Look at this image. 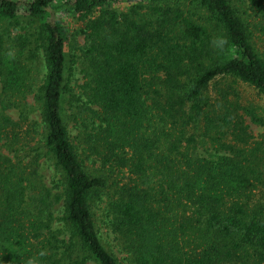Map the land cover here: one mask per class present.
Masks as SVG:
<instances>
[{
  "label": "trees",
  "instance_id": "obj_1",
  "mask_svg": "<svg viewBox=\"0 0 264 264\" xmlns=\"http://www.w3.org/2000/svg\"><path fill=\"white\" fill-rule=\"evenodd\" d=\"M63 15L83 23L78 95ZM241 82L264 97V0H0V264H264V133L245 117L264 118ZM30 95L52 185L40 148L16 149ZM83 155L130 175L107 208L121 259L93 213L108 179Z\"/></svg>",
  "mask_w": 264,
  "mask_h": 264
},
{
  "label": "rangeland",
  "instance_id": "obj_2",
  "mask_svg": "<svg viewBox=\"0 0 264 264\" xmlns=\"http://www.w3.org/2000/svg\"><path fill=\"white\" fill-rule=\"evenodd\" d=\"M129 4L121 3L114 5L115 9L120 12H125L129 8ZM248 19V18H247ZM252 19H250L251 22ZM63 22L67 28L68 42L66 44L67 53V65H66V76L69 77L70 86L75 94H80L82 92L80 86L84 83L82 74V49L85 46V38L80 30L83 27L81 20L77 18L76 15H63ZM252 23V22H251ZM252 29H254L252 27ZM256 35V45L259 47L260 42L258 39V33ZM38 69L35 73V83L34 88H37L44 74V65L42 61L37 66ZM240 99L243 105L251 106L256 109V112L264 118V97L259 94L252 86L246 83H239ZM29 107L27 109V118L21 121V134L20 142L17 144V148H20L24 142L29 143V147L26 146V151L31 148H38L41 152V156L38 159L37 166L41 180L52 185V182H57L59 180V172L54 167L53 163L44 157L42 153V128L40 125H36L35 122L40 123L39 109L36 103L33 101V95L28 98ZM67 102V101H66ZM64 111L67 115L66 120L68 124V129L73 141H75V136L78 134V130L75 126V122L71 119L73 114V108L70 104L64 105ZM8 113L15 119L19 120V114L16 110L8 111ZM246 118V124L249 126L250 133L254 136L255 140H261V135L264 133L263 128L252 123L249 117ZM23 151L20 153L22 154ZM203 153H207V150H202ZM5 153L7 151L5 150ZM34 153V152H33ZM12 156V154H11ZM85 159V166L87 170L95 175H103L108 179V185L104 189L103 196L100 200L93 203V213L94 219L98 228L99 235L103 244L111 252L116 254L120 259L122 258V253L120 252V247L116 240L115 235L108 228V217L107 208L109 207L110 201L116 198V191L119 185L127 183L130 180V175L127 170H116L109 169V165L103 164V161L98 156H82ZM55 226L61 228V222L57 220L54 222ZM92 264V263H91Z\"/></svg>",
  "mask_w": 264,
  "mask_h": 264
}]
</instances>
